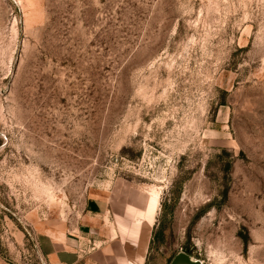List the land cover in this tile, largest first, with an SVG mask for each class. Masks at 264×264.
<instances>
[{"label":"rangeland","instance_id":"rangeland-1","mask_svg":"<svg viewBox=\"0 0 264 264\" xmlns=\"http://www.w3.org/2000/svg\"><path fill=\"white\" fill-rule=\"evenodd\" d=\"M128 187L158 195L145 264H264V0H0L7 232Z\"/></svg>","mask_w":264,"mask_h":264},{"label":"crops","instance_id":"crops-1","mask_svg":"<svg viewBox=\"0 0 264 264\" xmlns=\"http://www.w3.org/2000/svg\"><path fill=\"white\" fill-rule=\"evenodd\" d=\"M158 206V199L134 187L116 201L89 197L71 230H33L37 255L44 264H145ZM0 264L20 262L0 253Z\"/></svg>","mask_w":264,"mask_h":264},{"label":"built area","instance_id":"built-area-1","mask_svg":"<svg viewBox=\"0 0 264 264\" xmlns=\"http://www.w3.org/2000/svg\"><path fill=\"white\" fill-rule=\"evenodd\" d=\"M0 229L7 235V227L1 220ZM8 236L10 237V243H12L13 249L10 254H4L5 252L2 253L4 259L11 260L15 258L20 262V264H44L37 255V243L34 240L33 231L25 232L23 241L20 244L17 243L9 233Z\"/></svg>","mask_w":264,"mask_h":264},{"label":"water","instance_id":"water-1","mask_svg":"<svg viewBox=\"0 0 264 264\" xmlns=\"http://www.w3.org/2000/svg\"><path fill=\"white\" fill-rule=\"evenodd\" d=\"M178 260L181 261H188V257L183 254V253H178L177 255L174 256V258L171 261V264H175Z\"/></svg>","mask_w":264,"mask_h":264},{"label":"bare ground","instance_id":"bare-ground-1","mask_svg":"<svg viewBox=\"0 0 264 264\" xmlns=\"http://www.w3.org/2000/svg\"><path fill=\"white\" fill-rule=\"evenodd\" d=\"M159 190V189H158ZM153 195V197L155 198V199H158V195L157 194H155V193H153L152 192V194H151V196Z\"/></svg>","mask_w":264,"mask_h":264}]
</instances>
